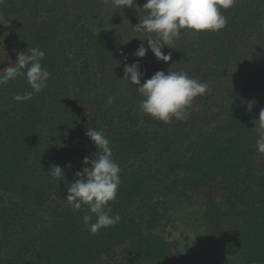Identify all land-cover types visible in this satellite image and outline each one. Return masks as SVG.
Returning <instances> with one entry per match:
<instances>
[{"label":"trees","instance_id":"1","mask_svg":"<svg viewBox=\"0 0 264 264\" xmlns=\"http://www.w3.org/2000/svg\"><path fill=\"white\" fill-rule=\"evenodd\" d=\"M73 6L0 0L8 24L0 70L38 47L50 73L30 101L12 99L31 91L24 77L0 86V264H264V154L256 150L264 0L221 9L227 25L218 32L182 30L176 72L211 91L195 98L187 121L168 124L143 114L142 99H116L109 77L125 46L91 30ZM88 128L105 134L121 167L118 201L108 205L121 220L96 234L83 222L88 206L65 200L76 173L91 167L83 159L99 152ZM52 165L64 178L47 174Z\"/></svg>","mask_w":264,"mask_h":264},{"label":"clouds","instance_id":"2","mask_svg":"<svg viewBox=\"0 0 264 264\" xmlns=\"http://www.w3.org/2000/svg\"><path fill=\"white\" fill-rule=\"evenodd\" d=\"M237 0H146L143 5L144 18L132 27L135 31L148 34L147 49L141 44L133 55L137 58L145 57L148 50L157 61L167 64L171 60V53L165 54L162 48L169 47L182 35V30L194 33L218 32L227 25V17L221 9H230ZM114 8L124 9L135 6V0H111ZM141 40V41H144ZM172 49V48H171ZM45 52L38 48H27L17 54L16 62L0 70V86L7 85L19 77H24L31 91L23 95L16 94L12 99L16 102L30 101L35 94L47 87L50 73L42 66ZM144 78L138 61L131 65H124V81L138 86L136 91L141 94L140 111L165 124L176 121H187L188 109L198 96L209 94L211 89L207 82L191 78L185 72L157 71L149 79ZM113 103L109 96L106 106ZM252 104L248 105L251 110ZM256 132V150L264 154V110H261ZM86 136L96 146L99 152L95 158L83 159L85 167L77 172V179L68 187L65 199L75 210L81 209L82 204L88 206V212L83 216V222L91 234L101 229L114 227L121 220L119 214L112 215L109 202L118 201V188L121 184V167L113 159V149L110 141L102 131L88 128ZM48 175L60 180L64 172L58 165L50 166ZM90 213V214H89ZM96 217L94 223L92 216Z\"/></svg>","mask_w":264,"mask_h":264},{"label":"rangeland","instance_id":"3","mask_svg":"<svg viewBox=\"0 0 264 264\" xmlns=\"http://www.w3.org/2000/svg\"><path fill=\"white\" fill-rule=\"evenodd\" d=\"M146 0H135V6L132 8H114L111 0H74L73 10L80 14L90 29L94 32L108 30L114 37L125 46V54L122 60L115 63L113 67L114 75L109 77L113 86V95L122 104L126 105L130 101H140L142 96L136 91L135 85H130L129 81H124V65H131L139 62L140 71L144 73V78L149 79L157 71H177L181 65L177 49V40L168 47L162 48L167 54L171 53V60L165 64L163 61H157L150 50L145 57L137 58L133 53L143 44L141 32L135 31L132 27L136 26L144 18L145 12L143 5ZM8 27L7 23L0 24V61L3 51L4 32ZM146 39L148 34H145ZM147 42V40L145 41ZM148 45V43H147ZM144 46V45H143ZM187 213V212H184Z\"/></svg>","mask_w":264,"mask_h":264}]
</instances>
